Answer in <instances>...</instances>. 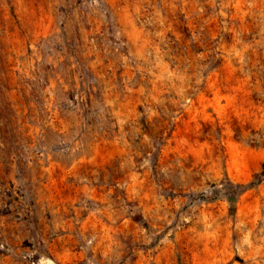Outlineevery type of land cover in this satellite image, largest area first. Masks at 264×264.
<instances>
[{
	"label": "rangeland",
	"instance_id": "1",
	"mask_svg": "<svg viewBox=\"0 0 264 264\" xmlns=\"http://www.w3.org/2000/svg\"><path fill=\"white\" fill-rule=\"evenodd\" d=\"M261 174L264 0H0V264H264Z\"/></svg>",
	"mask_w": 264,
	"mask_h": 264
},
{
	"label": "trees",
	"instance_id": "2",
	"mask_svg": "<svg viewBox=\"0 0 264 264\" xmlns=\"http://www.w3.org/2000/svg\"><path fill=\"white\" fill-rule=\"evenodd\" d=\"M257 178H258L257 182L251 183L250 187H256L259 184H261L264 181V174L259 175ZM247 188L248 187H245V186H239V187H237V189L234 188L233 192L235 195H238V194H240V192L246 191Z\"/></svg>",
	"mask_w": 264,
	"mask_h": 264
}]
</instances>
